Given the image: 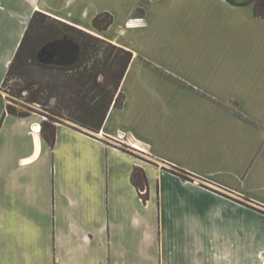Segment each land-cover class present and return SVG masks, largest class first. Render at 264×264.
<instances>
[{
	"label": "crops",
	"instance_id": "1",
	"mask_svg": "<svg viewBox=\"0 0 264 264\" xmlns=\"http://www.w3.org/2000/svg\"><path fill=\"white\" fill-rule=\"evenodd\" d=\"M128 1L118 33L153 29L150 31L156 35L166 22L159 17L167 11L161 13L167 2L173 9L166 28L191 27L197 16L202 21L208 19L207 23L215 17L213 27L221 22L212 0H194L184 9L181 0L178 4L176 0ZM216 1L225 8L228 19L239 14L257 17L252 4ZM96 3L0 0V86L36 9L134 52L120 87L125 94L123 106L109 110L95 136L59 124L52 147L41 134L40 117L5 115L4 120L12 118L19 132L16 143L0 144V264H145L143 260L132 261L134 247L144 241L164 254L159 262L149 264H264V224L256 223L257 213L242 210L232 199L199 182L205 178L229 189L241 187L245 195L264 202L262 196L250 193L240 172L230 170L229 177L220 179L212 174L216 171H203L209 165L218 167L220 162H239V155L238 160L228 158L240 146V128L250 125V115L257 117L249 114L246 104L257 101L252 91L254 80L249 87L238 77L247 78L252 71L231 62L224 64L219 59L222 54L218 57L204 49L203 58L194 55L195 62L202 64L167 66L175 74L166 75L161 67L147 61L150 57L140 47L115 36L117 14ZM137 7L144 12H137ZM103 11L111 12L114 22L108 29L98 30L93 19ZM154 17L161 24L152 28ZM233 101L243 112L227 106ZM7 104V98L0 94V116ZM36 125H40L39 130ZM258 130L262 136L252 144L264 146V128ZM118 135L137 144L153 162L142 161L107 140ZM191 153L196 156L195 164L187 160ZM208 153L213 159L207 158ZM86 162L88 174L103 190L101 197L80 196V171ZM135 165L145 169L149 180L147 203L131 181ZM171 165L199 178L184 180L166 169ZM81 207L87 215L83 220ZM171 243L183 254L193 255L185 260L175 258ZM88 247L103 249L104 256L94 260L87 253Z\"/></svg>",
	"mask_w": 264,
	"mask_h": 264
},
{
	"label": "rangeland",
	"instance_id": "2",
	"mask_svg": "<svg viewBox=\"0 0 264 264\" xmlns=\"http://www.w3.org/2000/svg\"><path fill=\"white\" fill-rule=\"evenodd\" d=\"M181 1L183 2V5H181L182 9L194 4V0ZM176 2L178 4V0H176ZM212 4L216 8V11L220 13V25L218 24L213 27V19L215 20V17L211 16V23H207L208 19L207 22L205 19L202 21L201 16H197L195 17L193 24L199 22V25L192 24L191 27H189L181 24L178 28L171 29L166 27L170 23V10L173 9V4L167 2L164 6L167 9H161V13L167 11L159 17L162 18V21L164 19L166 20V22L163 23L165 27L162 24V28L157 30L156 35L150 31H153V29H145L144 31L136 29L126 33L117 32L119 27H121L120 23L122 22L126 11L129 9L128 6L130 5V2L128 0H97L96 6H105L112 9L118 16L116 24L119 22V25L117 24L116 26L115 24L116 29L113 31L115 36H118L127 44L140 47V49L145 51L150 57L147 61L161 67L166 75L175 74L167 66H196L197 64H202L200 61H198L199 63L195 62L194 55L197 54L196 57L203 58V52L207 51L213 54L215 53L218 57L222 54L219 59L220 61L224 60V64L231 62L235 66L248 67L252 71L247 73V78H245L244 75L238 77L243 84L248 85L249 87H252V81L254 80L255 85L252 88V91L255 93V101H257L246 104L247 111L250 112L249 114L253 113L257 117H251L250 115V125L245 124L242 127L240 126V133H238L240 146L235 147L231 154L229 153L230 158L228 159H231L232 161L238 160L239 155V162H220L218 163V167L209 165L204 168L203 171H216L212 174L220 179H226V177H229L228 172L230 173V170L238 171L242 177L245 175L244 183L248 184V188L251 189L250 193L257 194L264 198V146H257L259 144L254 146V144H252L256 143L262 136L258 133L259 127L264 128V121L262 119L264 116V17H254L252 14L251 16L247 15L246 17H243L239 14V17L229 16L230 18L228 19L227 15H225V8L223 6L217 5L216 0H212ZM112 10L110 11L113 12ZM136 10L139 13L144 12V9L141 7H137ZM182 12L183 10L181 13ZM158 23H160L158 18L154 17V20L152 18V28L154 24L158 25ZM166 37H169L171 40ZM47 77L48 75L45 78ZM15 83L16 79L10 80L5 87L0 88V94L5 96L7 98V103H12L18 112L26 115H35L40 117L43 121L48 113V107L39 102L27 101V97L30 95L27 89H23L21 92L11 95L10 92L15 87ZM260 97L262 98L261 102H259L261 100ZM54 104L53 100L49 105L50 107H53ZM227 106L234 107L235 110L240 113L243 112L241 111V106L235 101L229 102ZM3 115L0 116V121L2 120ZM56 117L65 123L74 124L68 119V116H64V118L59 116ZM3 123V126L1 125L2 128L0 127V144L5 145L16 143L18 140L16 134L19 132V128L13 122L12 118L3 119ZM244 139H249V141H245ZM107 140L120 145L121 141H125V138H119L117 136ZM245 142H248L249 145ZM131 144L139 148L136 146L137 144H134L133 142ZM237 149H239V154L237 153ZM129 150L138 159L153 162V159L146 152L135 148H129ZM208 154H210V156ZM208 154L207 158L213 159V157H211L212 154ZM195 157L194 153H191V156H189L187 160H190V163L195 164L197 162ZM207 158L206 160H203V162L207 161ZM167 168H170V166H167L166 169ZM88 169L89 166L86 162V165L84 164L80 171V196L84 197L85 194L87 197H93L94 194L101 197L103 190L99 186L97 179H93V177L88 174ZM239 180L242 181V179ZM199 182L208 189L232 199L239 204V207L242 210L245 208L254 210L258 217L256 223L264 224V202L262 200H256L245 195L241 191V187L238 188L239 190H233L213 183L205 178H201ZM82 189H84L85 193H83ZM84 203H86L85 200ZM86 216L85 211H82L81 207L80 219L83 220ZM70 219H72L71 214ZM170 246L173 249L172 254L175 258L185 260L193 255L192 253L183 254L181 248L178 249L174 243H171ZM96 250L97 249L94 247H88L87 253L91 255L94 260H99L104 256V250ZM134 253L135 255L133 256L132 261L142 262L143 260L145 264H149V262L157 263L164 255L160 254L158 247L151 246L146 241L138 245V247H134ZM166 255L167 253H165V256ZM140 256L142 259H140ZM102 264H105V262Z\"/></svg>",
	"mask_w": 264,
	"mask_h": 264
},
{
	"label": "trees",
	"instance_id": "3",
	"mask_svg": "<svg viewBox=\"0 0 264 264\" xmlns=\"http://www.w3.org/2000/svg\"><path fill=\"white\" fill-rule=\"evenodd\" d=\"M228 1L252 4L255 15L264 17V0ZM113 22L114 15L109 11L100 12L93 19V25L98 30L108 29ZM133 56L132 50L116 42L36 9L0 88L16 79V88L11 90V95L27 89L30 94L27 101L48 107L41 124V134L53 147L59 124H67L92 136L101 132L109 110L123 106L125 94L120 87ZM53 100L55 104L50 107ZM7 114L26 116L9 102L0 127ZM56 116H68L74 124L65 123ZM118 147L132 155L129 148L141 150L125 141H121ZM167 170L184 180L199 178L176 165ZM131 181L143 202L147 203L150 185L142 166H134Z\"/></svg>",
	"mask_w": 264,
	"mask_h": 264
},
{
	"label": "bare ground",
	"instance_id": "4",
	"mask_svg": "<svg viewBox=\"0 0 264 264\" xmlns=\"http://www.w3.org/2000/svg\"><path fill=\"white\" fill-rule=\"evenodd\" d=\"M36 128H37V130H39L40 129V125H36Z\"/></svg>",
	"mask_w": 264,
	"mask_h": 264
},
{
	"label": "built area",
	"instance_id": "5",
	"mask_svg": "<svg viewBox=\"0 0 264 264\" xmlns=\"http://www.w3.org/2000/svg\"><path fill=\"white\" fill-rule=\"evenodd\" d=\"M119 138H123V135H118Z\"/></svg>",
	"mask_w": 264,
	"mask_h": 264
}]
</instances>
